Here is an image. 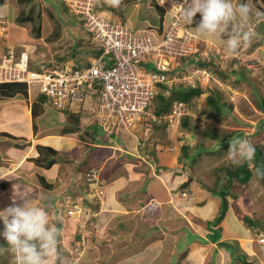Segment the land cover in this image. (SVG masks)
I'll return each instance as SVG.
<instances>
[{"label":"rangeland","instance_id":"374dc122","mask_svg":"<svg viewBox=\"0 0 264 264\" xmlns=\"http://www.w3.org/2000/svg\"><path fill=\"white\" fill-rule=\"evenodd\" d=\"M234 2H236V0H234ZM251 3L254 10L259 9L264 11V6L260 0H251ZM19 5L22 9L19 20L22 21V25L27 30V36L30 40L33 38L34 41L38 42L34 44L37 47V51L31 52L32 56L37 58V60L46 57V54H48L49 59L55 64L74 60L73 62L75 63L78 62L82 65H87L86 63L88 60L94 57V51L97 47L95 41L85 36L80 41H77V32L83 31L81 22L78 17L69 12L63 1L24 0L20 2ZM259 18L263 20L259 19L256 21L255 19H257V17L253 16L250 23L247 25V30L252 31L253 36H255L256 31L262 32L263 35L258 33V37L262 39L259 43L260 47L258 48V45H255L254 48L252 45H254L255 42H253L252 39L250 43L240 47L239 51L236 53L237 55H230L226 51L224 41L212 37L197 36L195 34L194 27L200 19V14L197 13L194 17L193 24H186V26L190 32L196 35L194 37V43H196L195 46L199 54L200 52L202 54L206 51L208 54H217L215 58L223 56L222 59L219 57L221 61H219L218 68L221 71L227 69L229 75L224 81L215 79V82L213 81V83H209L207 86L206 84L202 85V87L205 88L203 96L190 102L189 106L191 110H189L188 113L190 120H188V126L186 128H180L179 124L176 128L161 126L155 131V124L147 120H142L138 128H140V126L143 127L140 130H138V128L133 130L136 134H139L140 148H144L143 151L145 153L155 150L158 152L157 156H161L159 171L163 170L162 166L164 165L169 167L173 166L172 168L174 171L176 169L179 170L183 165V163H181V155L183 153L181 148L185 147L187 153L192 154L194 151L197 152V149L200 147L199 149H201L202 152L197 155L193 162H188L189 165L193 164V166L191 167L188 164H184L186 166H184V168L190 173V170L193 172V169L196 167L197 170L191 176L192 179L197 181L195 182L196 186H199L198 180L202 185L207 186L209 190L212 189L215 192L220 190L221 186H228V193L226 196L227 208L224 213V218L218 222V225L222 223L224 230H226V227L229 229L232 227L234 228V226L238 231H240V227L242 229L243 227L248 228L247 230L250 232H248V237H251L255 241L260 238L264 240V227L247 226L243 217H248L264 225V181L253 175L251 180L245 185L235 180L228 185L229 181L226 177L227 172L235 169L237 166L232 164L227 157L229 141L232 138L239 137V135L230 137L232 133L242 132L241 137L247 138L252 144L264 141V125L259 132H255L260 120L264 119L263 112L256 106V94L259 93L264 99V73L262 72V66H264V26L262 25L264 23V17ZM253 25L259 26V28L255 29ZM260 28H262V30ZM177 63L181 65L183 59L173 57L172 64L174 74L178 73L180 70V66H178ZM185 66L186 71H188V69L192 67V63H187ZM240 68H245L246 77L235 85L233 82L235 77L232 75V72H238ZM212 88L220 93L223 103L229 102L232 104L230 115L223 116L219 121L210 119L206 114L209 106L205 103V95L208 94V89ZM28 95H30V93ZM39 96H41V94H39ZM30 97L32 98V95H30ZM44 101L48 103V105L46 104L48 113L45 116V121L50 118L54 125L62 122V116H66L69 110L75 113L71 108L68 109V107L54 110L48 98ZM86 107L87 113L90 114V116L96 114L98 110L97 98L92 97V99L88 101ZM153 108L154 102H152L150 106L151 112H153ZM59 110H65V112ZM76 114L77 112L73 114L75 118L81 116V114ZM193 128L195 132L192 131ZM89 129L93 131V127H89ZM213 130L217 131L216 134L219 140L224 138V140L221 141L222 144L224 143L222 147L216 145V142L209 135H205V132L211 133ZM99 134L101 135V131H98V136ZM97 138L98 141H100V138ZM137 147H139V145H137ZM169 148L174 151L170 152ZM121 151L114 150V156H111L107 162H110L111 159L114 160ZM144 155L146 154H141L142 157ZM167 156H172V158L166 159ZM136 160L123 157L120 162L123 163V166L127 169L132 168V165H135L133 169H137V166H146V168L144 167L146 170L142 169L145 177L133 182L134 180L131 179L132 177L128 178L125 176L126 179L123 184L125 191L123 192L122 190L119 195H122L123 192V194L128 195L130 200H136L135 197L141 198L140 200L143 202L140 203L139 207V203L136 201L135 204L132 203L128 205L127 202L129 201L125 198L122 199L120 196H116L113 199L115 202H113L111 198L109 200L107 190H104V188H97L96 186L90 189L88 188L89 196L96 198L97 201L99 199V208L97 207L98 210L95 212H91L88 208V205L92 203L88 205L83 204V206H85L81 207V212L84 210L82 214L75 208H69L67 210L71 204L65 207L62 206L60 209V216H64V218L60 219V222H64L65 219V223H62V225L64 224V226H62L64 230H61L60 233L59 245L63 248V251L60 249L62 254L60 264H169L171 259L172 261L178 260L179 262L185 258L187 260V246L185 249L181 248L192 239L193 234L189 226L190 224L187 225L186 221L183 220L185 217H188L186 212L188 208L185 209L184 207L188 206L193 197L194 200L196 199V195H191L194 189L189 188L188 191L190 193L187 191L183 193V195L178 194L174 191L175 188H178V183L171 188H161V191L157 192V188H152L151 186L154 182L156 183V180L151 178V176H155L152 174L159 175L155 169V165H148L138 158ZM144 161L148 162L147 157L144 158ZM95 164L96 162L93 163V165ZM249 164L251 167L252 163ZM96 166H99V164H96ZM173 170L167 169V172L170 173L173 172ZM132 172L136 171L132 170ZM117 173L119 174L118 170H115V176ZM84 175L85 170L82 172V177H84ZM172 175L175 174L173 173ZM223 176H225V178ZM89 178H92V175H90ZM163 181L165 182V180ZM201 184L199 187L202 189ZM131 186H136L137 189L131 190ZM69 190L73 191V188H69ZM78 192L79 190H76L73 196ZM168 193L173 196L177 203H181V205L184 206L178 212V220L173 219V221H179V223L168 225L172 226L170 228L171 230L177 229V231H169V235L174 234L175 237L178 238V241H176L177 245L173 244L175 238L166 234L168 232L167 229L162 227L160 222L159 224L156 222L162 219V212H160V210L165 208L164 203H167ZM202 195L203 196L200 197H203L204 201L201 208L205 205L207 207V217L204 219L214 220L220 215L219 207L221 199L219 197L218 199L213 197L215 194L210 193V191H204ZM204 197L206 201H208L207 204H205L206 201ZM148 203H160L161 206L159 211H156L155 214L145 213L144 206ZM132 205L135 207H132ZM210 208V212L212 209L214 210L213 214H209L208 211ZM203 209L204 207L202 210ZM58 215L59 214H57V216ZM69 216L73 217H70V221H66ZM74 219L76 220L74 221ZM189 220L193 226L195 222H198V218L196 217L193 219L189 218ZM72 224H74V226ZM76 233H80L83 240H78L73 243L71 239ZM260 234L263 235V237L260 236ZM209 238L211 237L209 236ZM89 239H92L90 243L88 242ZM157 240L160 245L155 242ZM258 244L260 245L259 253L249 262L253 264H260L259 262H263L262 264H264V241L258 242ZM64 245H68L66 247V253H63L65 250ZM78 246L79 248H77ZM226 249L229 253H235L233 244L225 245V250ZM260 250H262L263 253ZM171 252H173L172 256ZM153 253L157 254L152 255ZM12 257L13 259L15 258L14 256ZM226 257L227 256L223 257L222 254L218 256L217 259L214 256V260H211L213 259L211 257L206 260L202 255H194L191 257L188 264H229L228 258ZM10 258L11 256L8 255V259ZM241 259H243L242 256L238 259L230 257V264H239L242 262Z\"/></svg>","mask_w":264,"mask_h":264},{"label":"crops","instance_id":"0c3cea01","mask_svg":"<svg viewBox=\"0 0 264 264\" xmlns=\"http://www.w3.org/2000/svg\"><path fill=\"white\" fill-rule=\"evenodd\" d=\"M22 1L24 0H3V3L0 5V19L8 21V43L13 45L18 53L21 50L34 52L35 50L37 51V47L34 44L38 42L34 41L33 38L30 40L27 36V30L22 25V21L19 20L22 11L19 4ZM98 8L111 21L127 25L134 34H161L166 29L170 20L169 5L165 0H121L118 7H113L108 3L107 6L99 5ZM259 19L261 18L255 20L258 21ZM262 25L264 26V23ZM253 26L255 29L259 28V26ZM83 31H78L77 34L75 33L78 37L76 38L77 41L83 39L84 36L88 37V39L92 38L90 34ZM258 33L261 32L256 31L257 35H259ZM257 47L259 48L260 45ZM260 51L262 52L261 49ZM46 55V58H49L48 54ZM30 61L35 62L37 58L30 54ZM73 61L74 60H68L65 62L85 66ZM30 95H32V98ZM30 95L24 97L16 94L11 98L4 99L0 97V209L13 202L19 203L21 197L28 198L45 206L52 221L61 226V230H64V227H62L64 224L62 225V223H65V219L64 222H60V219L64 218V216H60V209L62 206L65 207L71 204L70 207L67 208L68 210L72 208L71 206L73 205L78 204L83 206V204L88 205L91 203L87 198L89 194L86 181V173L90 170L96 172V181L99 186L107 190L109 200L110 198L113 200L116 196H120L122 199L125 198L129 201L127 202L128 205L132 203L135 204L136 201L139 203V207L140 203L143 202L140 200L141 198L135 197L136 200H130L127 194H123L125 191L123 184L126 179L125 176L128 178L132 177L131 179L134 180L133 182L138 181V179H143L145 177L143 170L146 166H141L142 168L137 166V169H133L135 165H132V168L127 169L123 166V163L120 162L123 157H126L132 160L138 158L144 163L150 164L144 161L147 155L142 157V153L137 147V145H140L139 134H136L132 130L130 133L121 132L111 135L101 132V135L99 134L98 136L99 128L96 127L95 131L92 126L93 122L91 116L87 113V109H77L76 111L72 109L77 112V115L81 114L78 118L77 130L74 133H62V126L65 122H68V114L66 116L63 115L62 122L59 124L56 123V125H54L50 118L45 121V116L48 113L46 104L48 105V103L46 101H39L37 98L39 94L36 92L30 93ZM33 103L37 106L36 116L32 114L31 106ZM53 109L55 110L56 108L53 107ZM59 111L65 112V110ZM89 127H93V131H91ZM142 127L143 126H140L138 130ZM97 137L100 138V141H98ZM40 146L51 148L57 152L55 162L49 168L43 166V164H45L44 158L46 157V152H42V154L39 155L41 149L38 150V147ZM119 146L122 148V151ZM114 150L121 151L118 153L119 157L117 156L114 160L111 159L110 162H107L111 156H114ZM169 151L172 152L174 150L169 148ZM157 154L158 152H156L155 159L157 164L160 165L161 156H157ZM172 156H167L166 159L172 158ZM38 158L41 159V161L37 162ZM47 158L49 160L48 156ZM94 162L99 164V166H96V164L93 165ZM164 167L173 170V166L169 167L164 165ZM84 170L85 175L82 177V172ZM115 170L119 172L116 176ZM132 170L136 172H132ZM160 172H158L159 175L152 174L155 176H151V178L156 180V183L154 182L156 186L154 183L151 186L152 188H157V192L161 191V188H171L178 184V178L185 177V179H188V176H192V170H190V173L189 171L184 172V175L178 178H175V175L171 178L173 172ZM163 180H165V182ZM69 188H73V191L69 190ZM191 188L194 190L198 189L195 194L197 200H195L194 203L191 202L194 200L193 197L188 206L185 207L181 205V203H177L172 195H169V193L167 194V203H164L165 208L160 210V212H162V219L156 221L158 224L160 222L162 227L167 229V235H169L170 232L177 231V229L171 230L170 228L172 226L168 225L179 223V221H173V219L178 220V212L183 207L185 209L188 208L190 213L200 217L199 219L203 221L213 220L204 219L207 217V207L205 205L203 206V210V207L201 208L204 199L200 196H203V192L199 190V187L196 186L194 182H192ZM133 189H137L136 186H131V190ZM76 190H79V192L73 196ZM122 190V195H119ZM113 202L115 201L113 200ZM207 202L208 201H206L205 204H207ZM91 207L92 204L88 205L90 210ZM132 207L135 206L132 205ZM210 210L211 208L208 211L209 214H213L214 210L212 209L211 212ZM57 214L59 215L57 216ZM70 217L73 216H69V220L67 219L66 221H70ZM75 220L76 219H74V221ZM183 220L186 221L187 225L190 224L189 226L193 234L192 240L187 246V260L185 258L179 262L178 260L172 261L171 259L169 264H188L191 257L194 255H202L206 260L211 257L213 258L211 260H214V256L217 259L218 256L222 254L223 257L227 256L226 258H228L229 264L230 257L238 259L242 256V258L249 262L259 253L260 245L258 244V240L255 241L251 237H248V228L243 227L242 229L240 227V231H238L235 226L229 229L226 227V231L222 223L211 226L213 230L222 227V233H220L217 242H212L208 239L209 232H205L201 228L198 229L199 227H197L196 224L193 226L188 217H185ZM72 225L74 226V224ZM2 227V222H0V230H2ZM169 236L175 238L173 244H176L178 238H176L174 234ZM155 242L159 244L158 240ZM223 243L233 244L235 253H229L227 249L225 250V245L227 244ZM64 246L65 250L63 253H66V247L68 245ZM59 247L61 251H63L60 245ZM260 251L263 253L262 250ZM171 253L172 256L173 252ZM156 254L157 253H153L152 255ZM8 255L11 256L10 259H8ZM12 256L14 255L10 249H8L4 238L0 237V264H15V258L13 259ZM259 263L262 264L263 262ZM239 264L244 263L240 262Z\"/></svg>","mask_w":264,"mask_h":264},{"label":"built area","instance_id":"2783aa9c","mask_svg":"<svg viewBox=\"0 0 264 264\" xmlns=\"http://www.w3.org/2000/svg\"><path fill=\"white\" fill-rule=\"evenodd\" d=\"M61 1L79 18L101 53L90 58L85 66L71 62L55 64L46 57L31 62V52L18 53L8 43V21L0 19V83L24 84L27 94L44 95L56 109H86L88 101L95 97L98 110L92 117L106 134L130 132L142 120L176 128L191 107L174 100L168 112L158 116L150 111L153 99L161 92L169 95L172 87H201L212 78L210 71L196 66L173 73V57L195 58L199 53L194 43L196 35L188 30L180 14L179 4L183 0H165L170 20L158 35L134 34L127 25L111 21L98 8L107 6L109 0ZM200 55L209 54L204 51ZM87 176L93 186L95 171ZM157 205L146 204L145 213H155ZM73 208L82 214L80 207ZM262 241L260 238L259 242Z\"/></svg>","mask_w":264,"mask_h":264},{"label":"clouds","instance_id":"9594fccd","mask_svg":"<svg viewBox=\"0 0 264 264\" xmlns=\"http://www.w3.org/2000/svg\"><path fill=\"white\" fill-rule=\"evenodd\" d=\"M109 3L113 7H118L121 0H109ZM179 8L181 17L187 25H192L194 17L199 13V22L194 27L195 34L224 41L226 51L230 55H237L241 46L251 42L253 32L247 30V25L253 16L264 17V11L253 9L251 0H236V2L234 0H183ZM215 55L217 54L211 53L204 56L198 53V57H206L207 61L209 57L214 58ZM222 58L223 56L220 59ZM203 89L205 91V88ZM91 119L99 131L103 132L92 115ZM161 126L167 125L161 124L157 127ZM136 128L138 125L132 130ZM255 153V146L247 138L235 137L229 141L227 157L234 165L253 162ZM254 167L255 175L264 177V167L255 165ZM91 171L86 173V181L89 183L91 182L87 175ZM160 205V203L157 205V210ZM0 222L3 225L0 237L4 238L8 249L13 253L15 264H60L62 257L59 247L61 228L52 221L45 206L21 197L19 203L13 202L0 209ZM260 236L263 237L261 234Z\"/></svg>","mask_w":264,"mask_h":264},{"label":"trees","instance_id":"16d2710c","mask_svg":"<svg viewBox=\"0 0 264 264\" xmlns=\"http://www.w3.org/2000/svg\"><path fill=\"white\" fill-rule=\"evenodd\" d=\"M260 1L264 6V0H260ZM2 3H3V0H0V5ZM260 29L262 30V28H260ZM260 34L263 35L262 32ZM252 39H253V42H255V44L252 45V46H254V48H255V45H259V43L262 41V39L260 37H258L257 34H255V36H253ZM100 53H101V49L99 47H96L95 51H94V55H98ZM194 57L195 58H192V57L182 58L183 63H181V65H179L180 66L179 71L186 72L185 64H187V63H192V66H196V67H200V68H206L212 74V78H211L209 83H213V81L215 82V79H217V80L220 79L221 81H224L226 79V77L229 75L227 69L221 71L218 68L219 61H221L219 59V57H216V58L215 57L214 58L209 57V61H207L206 57H203V56L198 57V54L194 55ZM86 64H89V62H87ZM76 66H81V65L76 64ZM262 72L264 73V66H262ZM232 73H233L232 75H234V77H235V79L233 81L235 85L238 84L242 79H245V77H246L245 68H240L238 70V72H232ZM165 88H166L165 86H162V89H165ZM208 90H209L208 94L205 95V103L209 106L208 110H207L208 112H206L207 116L210 117V119H212V120L219 121L223 116L230 115V112L232 110V104L229 102L223 103L221 101V95L217 90H215L213 88L208 89ZM16 94L22 95L24 97L28 96L27 90H26V87L24 84H21V83H0V97L1 98H3V99L4 98H11ZM203 94H204V89L202 87L191 88V87H185L182 85L172 87L170 89L169 95H166L163 92H161L153 99V101H152V102H154L153 113L155 115H158V116L165 115L168 112L172 101H174V100L183 101V102L187 103L188 105H190V102L194 101L195 99L201 98V96H203ZM37 98L41 102L46 100V97L42 94H41V96H38ZM256 99H257L256 106L264 114V99L259 95V93L256 94ZM36 107L37 106L34 103L31 106L32 114L34 116L37 115ZM73 114H75V113H72L71 111H69V113L67 115L68 122H65L64 123L65 125L62 126V130H61L62 133H74L77 130L78 118H75ZM188 120H190L189 114L183 116L181 119L179 127L180 128H186L188 126ZM263 125H264V119L260 120L258 126L256 127L255 132H259ZM92 126L94 127V129L96 131L95 123H92ZM154 127H155V131H157V129L159 128L157 126H154ZM192 131H194V128ZM216 133H217V131L213 130V132H211V133L205 132V135H209L216 142V145H218L219 147H222V145L224 143L222 144L221 141L224 140V138H222V140H219L218 135ZM241 134H242V132H234L231 134L230 137H232L233 135H239V137H241ZM253 145L255 146V149H256L254 161L253 162H244L240 165H237L235 167V169L227 172L226 178L229 181L228 185H230V183L233 180H235L236 182H239L240 184L245 185L249 180H251L252 176L255 175L254 165L264 167V141L260 142V143L253 144ZM138 148L142 154L147 155L146 157L148 159V162L150 164L155 165L156 171L160 172L159 171V165L157 164V161L155 159L156 151L153 150V151H150L148 153H145L143 151L144 148H140V145ZM199 148L197 149L198 150L197 152L194 151V153H192V154H188L185 147L181 148L183 150V153L181 155V159H182L181 163H183V165L181 168H179V170L175 168L176 170L173 171L175 176L172 175L171 178H173V176L175 178H178V177H182V175H184V172H186V169L184 168V166H185L184 164L187 165L189 161L193 162L195 160L197 155L202 152V150ZM40 149H41V152L39 153V155H41L42 152H46V157L44 158L45 164H43V166L45 168H49L55 162V157H57V152H55L53 149L47 148V147H41L40 146V147H38V150H40ZM47 156L49 157V160H48ZM38 161H41V159L38 158L37 162ZM249 163H252L251 167H250ZM189 166L192 167L193 164H190ZM162 169L163 170H161V171L167 172L168 168L163 166ZM196 170L197 169L195 167L193 169L192 174L195 173ZM223 177L225 178V176H223ZM255 177H257V176L255 175ZM258 178H260L264 181V177H258ZM178 181H179L178 188L177 189L175 188L174 191L177 192L178 194H182V195H183V193L187 192L189 188H191L192 182H194V183L197 182L196 180L192 179L190 176H188V179H185V177L184 178H178ZM200 184L201 183L198 180V185L200 186ZM94 186H96L97 188H102L101 186H99L97 181H96V184H94L93 186L89 182H87V187L89 189L93 188ZM201 187H202V189L200 187L199 188L201 189L202 192H204V191L209 192L210 191V193L215 194V196L213 195V197H215L217 199L219 197L221 199V204L219 207L220 215H218L214 220H206V221L199 219L200 217H197L196 215L190 213L189 211H187V215L190 219H193L195 217L198 218V222H195L197 227H199L198 229L201 228L205 232H209L210 233L209 236L211 238H209V237L208 238L212 242H217V240L220 236V233H222V230H221L222 227L218 228L217 230H213V229H211L210 226L218 225V222L224 218V213H225L226 208H227V199H226L227 197L226 196L228 193V186H221L220 187L221 189L216 191V192L212 189L209 190L208 187L205 185H202ZM197 190L192 191L191 195L193 194V196H194L197 193L196 192ZM87 198L92 203V207H91L90 211L95 212L98 209L97 207H99L98 197H97L98 201L96 200V198H92L89 195L87 196ZM195 200H197V198ZM195 200H193L191 202L194 203ZM74 206H77L80 208L82 207L81 205H78V204L73 205V207ZM82 211L84 212V210H82ZM157 211H159V210H157ZM243 220H244L245 224H247V226H250V227L262 226V227H264V225H262L260 222H255L253 219H250L248 217H243ZM78 240H83L80 233H76L73 236L71 242L75 243V241H78ZM91 240L92 239H89L88 242L90 243ZM191 240H189L188 243L181 249H185L186 246H188V244L191 242ZM77 248H79V246ZM241 261L244 264H253V263L247 262L244 258L241 259ZM2 262H4V261H2Z\"/></svg>","mask_w":264,"mask_h":264}]
</instances>
